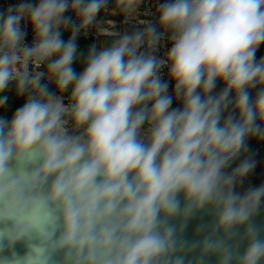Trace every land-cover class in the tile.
I'll list each match as a JSON object with an SVG mask.
<instances>
[{
	"label": "clouds",
	"instance_id": "clouds-1",
	"mask_svg": "<svg viewBox=\"0 0 264 264\" xmlns=\"http://www.w3.org/2000/svg\"><path fill=\"white\" fill-rule=\"evenodd\" d=\"M144 3L21 0L0 12V107L7 92L27 97L0 118V253L26 251L0 264H184L171 221L201 210L211 231L187 249L200 264H264L250 223L264 184L237 192L255 162L232 167L264 140V0H165L155 21L139 19ZM101 12L143 27L108 31ZM93 26L110 39L82 52ZM245 225L240 253L230 241Z\"/></svg>",
	"mask_w": 264,
	"mask_h": 264
},
{
	"label": "water",
	"instance_id": "water-1",
	"mask_svg": "<svg viewBox=\"0 0 264 264\" xmlns=\"http://www.w3.org/2000/svg\"><path fill=\"white\" fill-rule=\"evenodd\" d=\"M108 31L120 33V26L118 24L111 26L109 27ZM212 221L213 216L204 210H201L200 212L191 216L186 222L182 221L179 217L174 218L171 221V223L177 228V237L179 242H182L186 245L185 252L183 253L184 264H200L198 259L200 248L197 247L191 251H188L187 249L191 248V245L199 244L203 241V239L211 231L210 225L212 224ZM250 223L260 230L262 235H264V206L261 205L260 209L254 215ZM246 227L247 225L241 226L239 229V235L230 241L234 249L240 253H242L246 247V241L240 242L241 236ZM219 235L220 234L217 233V238ZM237 242H240L238 248L235 247ZM13 251L22 256L26 251L24 242H18L13 249L5 250L3 253H0V256L10 257ZM204 264H219V258L217 255L207 256ZM233 264H235V261H233Z\"/></svg>",
	"mask_w": 264,
	"mask_h": 264
},
{
	"label": "built area",
	"instance_id": "built-area-1",
	"mask_svg": "<svg viewBox=\"0 0 264 264\" xmlns=\"http://www.w3.org/2000/svg\"><path fill=\"white\" fill-rule=\"evenodd\" d=\"M19 2H21V0H0V12L5 11L8 6L17 4ZM163 2H165V0H145V3L141 6L139 10V19H149V20L155 21L157 19L155 15L156 6H158L160 3H163ZM69 15H71V13H69ZM97 20L101 22L112 21V20H102L100 16L97 17ZM112 22H113L112 25H108L107 23H101L100 27L109 29V27L118 24L120 26V33L134 32L137 29V27H143L142 25H137L132 21H126L125 18L118 20V21H112ZM24 27L27 32L25 42L30 44L33 38L31 27L28 25H24ZM103 37H107V36L102 35L98 31V28L96 26H93L87 31L86 35H81L79 38L99 39ZM162 53H163V49H161L160 54ZM256 58L257 60L260 59L257 56ZM163 79L164 80L168 79L166 72L163 74ZM173 87H174V84H170L169 90H168L169 93L172 92ZM24 97H25L24 99L26 100L27 97L26 96ZM173 104H179V101L174 100ZM254 153L257 157L264 158V140H262V142L258 146H256Z\"/></svg>",
	"mask_w": 264,
	"mask_h": 264
},
{
	"label": "rangeland",
	"instance_id": "rangeland-1",
	"mask_svg": "<svg viewBox=\"0 0 264 264\" xmlns=\"http://www.w3.org/2000/svg\"><path fill=\"white\" fill-rule=\"evenodd\" d=\"M69 33L64 34V38L67 39ZM109 37H103L99 39H84V38H78V44H79V50L82 52H86L87 48L93 44H99L101 42L109 40ZM77 71L82 70V66L80 64L76 65ZM47 82V81H45ZM11 87V86H10ZM53 85L49 84V89H53ZM8 97L7 102L0 107V118H6L11 119L12 115L16 111L17 108L21 107L25 103V97L24 96H17L14 92H7L5 93ZM173 107V105H172ZM174 108V107H173ZM255 162V167L252 170V172L243 180L242 183H239L237 185L236 191L243 194L250 188L258 187L262 184H264V174L262 177H259L262 175L263 168L259 166V163L257 160ZM238 162H234V166H236ZM232 167L234 168V166ZM231 171V169H229ZM264 206V204H262Z\"/></svg>",
	"mask_w": 264,
	"mask_h": 264
},
{
	"label": "crops",
	"instance_id": "crops-1",
	"mask_svg": "<svg viewBox=\"0 0 264 264\" xmlns=\"http://www.w3.org/2000/svg\"><path fill=\"white\" fill-rule=\"evenodd\" d=\"M110 7H111V4H110ZM99 16L102 20L118 21V20L124 19L123 15H111V14L105 13V12H101L99 14ZM256 56L258 58L264 57V44H262L260 46V48L258 49V51L256 53ZM222 87H223V85L218 83L216 91L219 92ZM252 96L253 97L255 96V90L252 91ZM172 105L174 108L180 107V103L179 104H172ZM261 142H262V140H260L258 138H250L247 141V151L240 157V159L235 161V162H238V164H239L240 160H242L245 156H250L253 161L257 160L259 163V166L263 168L262 175L259 177H262L264 174V158L257 157L254 152H255L256 146H258Z\"/></svg>",
	"mask_w": 264,
	"mask_h": 264
}]
</instances>
